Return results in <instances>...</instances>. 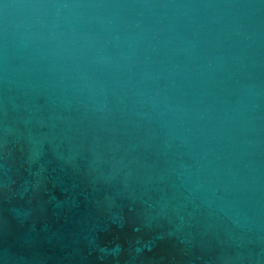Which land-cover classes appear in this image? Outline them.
Segmentation results:
<instances>
[{
  "label": "water",
  "instance_id": "water-1",
  "mask_svg": "<svg viewBox=\"0 0 264 264\" xmlns=\"http://www.w3.org/2000/svg\"><path fill=\"white\" fill-rule=\"evenodd\" d=\"M0 264H264V0H0Z\"/></svg>",
  "mask_w": 264,
  "mask_h": 264
}]
</instances>
